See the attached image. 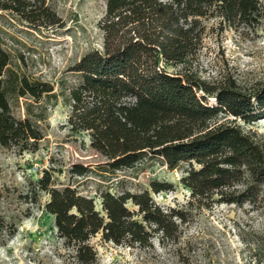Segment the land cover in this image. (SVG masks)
I'll return each mask as SVG.
<instances>
[{
  "label": "trees",
  "instance_id": "1",
  "mask_svg": "<svg viewBox=\"0 0 264 264\" xmlns=\"http://www.w3.org/2000/svg\"><path fill=\"white\" fill-rule=\"evenodd\" d=\"M0 12L32 29L62 24L47 0H0ZM262 23L264 0H106L98 22L103 50L84 54L71 70L79 82L58 93L50 82L21 72L0 44V145L37 150L45 101L61 96L70 108V130L86 132L108 168H131L146 155L158 156L169 169L187 165L181 184L190 192L189 205L257 206L264 201V136L240 122L264 117V83L245 88L228 74L206 80L195 61L207 28L255 30ZM20 98L24 117L13 113L12 100ZM51 184L45 171L37 181L50 196L45 209L81 264L95 262L89 241L97 234L115 244L146 247L160 233L176 243L187 221L185 207L164 210L147 190L104 192L99 211L93 198ZM151 187L166 189L158 182Z\"/></svg>",
  "mask_w": 264,
  "mask_h": 264
},
{
  "label": "rangeland",
  "instance_id": "2",
  "mask_svg": "<svg viewBox=\"0 0 264 264\" xmlns=\"http://www.w3.org/2000/svg\"><path fill=\"white\" fill-rule=\"evenodd\" d=\"M47 3L61 18V26L32 29L0 12V44L21 72L50 82L58 93L79 82V75L71 70L84 54L103 50L98 22L106 0ZM195 66L206 80L228 74L245 88L264 83V23L255 30L207 28ZM166 69L177 72L171 66ZM45 104L47 119L38 124L43 138L37 150L21 152L0 145V264H81L75 246L59 236L54 216L45 209L50 196L37 185L45 171L51 175L50 187H70L93 198L99 211L104 192L119 196L145 190L164 210L185 207L187 221L180 226L178 242L153 233L150 245L143 247L104 241L97 234L89 241L96 251L92 264H264V201L257 206L189 205L190 192L181 184L185 163L169 169L161 157L146 155L131 168L112 170L91 148L86 132L70 130V108L61 96ZM12 106L15 116H25L24 99L12 100ZM240 123L264 136V117L250 125ZM76 166L86 171L77 174ZM152 182L166 189L154 192ZM127 207L136 209L131 202Z\"/></svg>",
  "mask_w": 264,
  "mask_h": 264
}]
</instances>
